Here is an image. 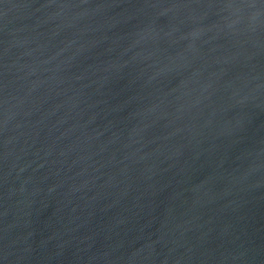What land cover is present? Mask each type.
<instances>
[{
	"label": "water",
	"instance_id": "water-1",
	"mask_svg": "<svg viewBox=\"0 0 264 264\" xmlns=\"http://www.w3.org/2000/svg\"><path fill=\"white\" fill-rule=\"evenodd\" d=\"M0 264H264V0H0Z\"/></svg>",
	"mask_w": 264,
	"mask_h": 264
}]
</instances>
